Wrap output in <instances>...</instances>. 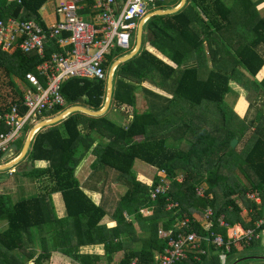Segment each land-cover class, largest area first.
<instances>
[{
  "label": "trees",
  "instance_id": "trees-1",
  "mask_svg": "<svg viewBox=\"0 0 264 264\" xmlns=\"http://www.w3.org/2000/svg\"><path fill=\"white\" fill-rule=\"evenodd\" d=\"M48 1L0 0V19H34L46 25L41 9ZM88 1L91 4L92 0ZM188 1L178 13L148 20L150 43L116 71L111 107L134 109V118L126 127L107 116L76 113L36 134L27 160L33 164L28 173L40 183L39 193L13 200L10 194L0 192V264H69L54 252L79 264H115L118 253L124 255L118 264H159L157 255L165 252L168 241L160 229H174L177 223L190 219L191 227L182 232L206 235L194 214L203 215L208 206L216 210L213 230L218 234H223L218 222L223 215L229 225L239 222L245 228H254L263 216L247 193L258 191L264 201V113L250 136L251 148L239 153L231 143L236 136L241 141L240 129L246 126L240 115L264 95V79H257L264 72L260 51L264 48V18L259 10L264 0ZM154 39L163 41L156 46L159 52L151 49ZM56 51L54 41L47 46L45 58L38 52L24 53L19 44L10 52L0 50L1 115L14 105L21 106L22 88L17 85H32L26 74L37 73L38 66ZM121 56L109 59L107 72ZM147 80L161 83L172 97L143 87ZM169 81L175 84L170 87ZM5 87L10 88L8 94L1 89ZM140 89L149 99L145 112H140ZM106 91L107 80L72 79L62 89L69 107L85 100L94 110L102 108ZM231 92L239 96L233 107L226 102ZM66 109L58 108L50 117ZM62 124L64 129L59 126ZM90 154L95 156L93 172L114 170L119 183L127 188L111 215L116 221L113 227L102 222L109 212L92 200L78 178V169ZM139 160L157 168L155 178L137 168ZM161 179L168 180L170 188L153 200L152 191ZM201 183L208 186L206 195L215 198L197 196ZM57 193L65 204L62 217L53 204ZM169 198L179 203L172 211L166 210ZM238 200L253 211L248 223ZM147 207H154L156 214L146 217L142 210ZM93 245L103 247L104 260L99 254L81 252ZM258 247L259 242L248 249L239 245L228 257L248 251L263 254L256 252ZM211 254V264H220L223 254L215 249ZM206 259L202 255L197 261L190 254L179 264H207Z\"/></svg>",
  "mask_w": 264,
  "mask_h": 264
},
{
  "label": "built area",
  "instance_id": "built-area-1",
  "mask_svg": "<svg viewBox=\"0 0 264 264\" xmlns=\"http://www.w3.org/2000/svg\"><path fill=\"white\" fill-rule=\"evenodd\" d=\"M156 1L92 0L89 4L88 0H60L56 7L59 18L53 25L46 23L45 19L46 25L34 19H0V50L3 52H10L13 46L19 44L24 53L38 52L45 58L51 41L58 46L51 59L38 66L37 73L26 74L32 85L22 88L21 106L14 105L8 113L0 114V156L17 145L29 121L33 119L37 124L40 120L35 121L36 118L58 108H68L70 104L62 93L66 82L72 79L107 80L105 66L110 57L117 56L120 49L132 48L133 31L138 30L141 19L148 12L149 3ZM22 107L25 111L21 110ZM169 188V181L161 179L152 191V199L157 200L160 195L167 194ZM206 191L207 187L201 184L196 189L197 196L212 199ZM248 197L255 202L261 199L258 191L248 194ZM178 206V202L169 198L166 210L172 211ZM215 216V208L208 206L202 221H198L206 235H185L182 230L191 227L193 221L190 219L179 222L168 233L162 232L168 241L165 252L159 255L160 264H179L189 254L200 260L199 254L211 249L227 256L239 245L248 249L264 234V213L255 222L254 228L242 230L231 227L226 216H221L218 222L229 230L228 238L213 230Z\"/></svg>",
  "mask_w": 264,
  "mask_h": 264
},
{
  "label": "rangeland",
  "instance_id": "rangeland-1",
  "mask_svg": "<svg viewBox=\"0 0 264 264\" xmlns=\"http://www.w3.org/2000/svg\"><path fill=\"white\" fill-rule=\"evenodd\" d=\"M56 2H59V0H49L46 3V5H45L46 7L42 8L41 13L43 15L46 14L47 13V9H49L50 7H53L56 4ZM174 3H175V1H172V0H157L154 3H149L148 11L152 10V9H155L157 7L166 8L167 6H171ZM261 5L262 6H260L259 8L261 9V11H263V14H264V2ZM156 20H158L157 23H159V19L156 18ZM147 25H146V28H147ZM137 34H138V30H134L133 31L132 48L129 49V50H121V49L118 50L117 56L125 55L127 53H131L132 52V50L135 48V42H136ZM177 38H178V41H182L179 37H177ZM145 41L147 43V39L144 40V44L146 45ZM162 42L163 41H161V40L154 39L152 41L151 45H150L151 49L153 51H155V52H159L158 49H156V46L159 45V43L161 45ZM110 59L112 60L113 58L111 57ZM219 63L220 62H218L217 65ZM203 76H204V74L202 73L201 77H203ZM160 79H161V77H160ZM168 83H169L168 85H170V87H171V85L175 84V82H172V81H169ZM160 84H153L151 81L147 80L146 82H143V87L149 88L150 90H152V91H154V92H156L158 94H161L163 96L172 97L171 95H169V92L164 90V88ZM17 87L18 88H20V87L24 88L25 86L22 85L21 83H19L17 85ZM1 89L3 90V92L5 94H8L7 92H8V89H10V88L5 87V88H1ZM233 93H230L226 97V102L229 105H231V106H236L235 102H236L237 99L239 100V96H237V92L236 93L233 92ZM137 96H139V99H140V105H139L140 112L147 111V109H148L147 100H149V99L147 98L146 92L143 89H140V90L137 91ZM263 98H264V96H263ZM80 103H85V102L81 101ZM258 104H259L260 109L262 108V111H260V114L262 115V113H264V102L261 101ZM69 106L70 105H68L67 107H69ZM133 113H134V109L132 107H129V106H123L121 108L112 106L110 108V110L104 116H107L109 119H111L113 121H116L117 124H118V122L125 120V119L120 120L119 118H126V121H125V124H124L125 127H126L131 122V120H133V118H134L133 117L134 116ZM254 113H256V109L255 108L252 110V114L253 115H254ZM52 115H54V113H47V114H45L43 116V118H47V117H50ZM35 121H39V118H36ZM33 125H34V121L32 119L31 121H29L27 123L25 128L22 130V136L20 137V140L17 142V146H18L19 150H21V148L23 147L24 138L27 135V134L25 135V131L28 128H31ZM59 126L62 129H64V125L63 124L59 125ZM249 138H250V135L242 136L240 138L241 141L237 142V145L235 147L237 148L239 153H243V151H246L251 146V144L249 142ZM9 161L10 160L6 161V163L9 162ZM25 161H27V159ZM86 161H88L89 166H92V163H91V162H93L92 154L88 155V157L86 158ZM19 168H20L19 166H16L13 169L0 172V192L1 193H6L8 195L10 194L12 196L13 200L19 199L22 196H27V197L28 196H35L36 194L39 193L38 184H40V183L37 182L38 180H36L35 177H33L34 174H29L28 172L23 171V170L21 171ZM137 168L141 172H143L147 177H151V176H156L157 175V168L153 167V166H151V165H149V164H147V163H145L143 161H140V160L138 161ZM87 170H88V168H87ZM93 171H92V167L88 170V172H93ZM29 172H31V171H29ZM238 174L240 175V171L239 170L236 171V175L237 176H238ZM118 175L119 174L116 171L110 170V169H106V171L101 169L99 172H97V171L93 172L92 176H91V179L89 178L90 179L89 183H87V185H85L86 187L84 188V190H88V191L89 190H95L96 188H98L101 185L102 187L101 186L100 187L102 189L99 190L100 191L99 193L103 194V199L105 198V200L107 201L108 205H110V204L112 205V208L109 209L111 212H113L114 210H112V209L115 208L118 205V201L120 200V196L124 195L125 191H127V188L124 185H121L119 183V178H117ZM179 179L182 180V176L179 177ZM242 179L244 181V184H247L246 178L242 177ZM82 180H84V179H82ZM85 182L86 181H84V183ZM201 184H203V183H201ZM247 195H248V193H247ZM92 200H93V198H92ZM53 204H54V207H55L56 212H57L58 215H60V216L61 215H65V204H64L63 198L60 195H58V194H54L53 195ZM98 205H103V204L101 203V204H98ZM244 205H246L245 202H243V206ZM143 214L145 216H150L149 213H147L146 211ZM105 218H108V217H105ZM105 220L103 222H108V224L111 225V222H109V220H106V221ZM262 245H264V241L262 242ZM90 247H92V246H85V247H83V249L90 248ZM260 247H261V244H260ZM260 247H258L259 249H257L256 252L264 253V246H263V248H260ZM83 253L87 254L86 252H83ZM101 254H102L101 257L104 260L105 259L104 255H103V253H101ZM53 255H57L60 258L65 259L69 264H79L77 262L71 261L70 259H66L63 256H60V254H58L56 252H54ZM119 255H117L115 257V264H118L119 261H120V259H119L120 257H118ZM120 256L123 257L124 256L123 253H121ZM232 259H233V257H228L227 261L230 262V260H232ZM28 264H29V262H28ZM31 264H34V261H32ZM103 264H108V262L106 261Z\"/></svg>",
  "mask_w": 264,
  "mask_h": 264
},
{
  "label": "water",
  "instance_id": "water-1",
  "mask_svg": "<svg viewBox=\"0 0 264 264\" xmlns=\"http://www.w3.org/2000/svg\"><path fill=\"white\" fill-rule=\"evenodd\" d=\"M188 0H181L177 6H169L166 8H155L152 10H149L146 15L141 19L139 28H138V34L136 36V42H135V48L132 50L131 53H127L124 56L119 57L116 59L109 71H108V79H107V91H106V97L105 102L99 110H94L90 107L76 104L59 115L53 117V118H47L43 121L38 122L33 126L31 130L26 135L25 141L23 143V148L19 152V148L17 145H13L10 147V149L1 157L0 159V172L7 171L10 169H13L16 166H19L20 170L22 171H32L33 164L31 161H25L27 159V155L29 150H31V146L34 142V138L36 134H38L41 130L49 128L51 126H56L58 124H61L63 121L68 119L71 115L76 113H84L88 116L92 117H102L104 116L112 105V98H113V92L115 87V75L118 67L121 64H124L126 62H129L130 60L136 58L141 54V52L144 49V37H145V24L148 20H150L154 16H161V15H167V14H173L178 13L184 7L187 5ZM238 142V137H234L232 140V147H235ZM17 155V156H16ZM16 156V157H15ZM15 157V158H14ZM14 158V159H13ZM10 160L6 163V161ZM256 262L264 263V254H245L242 255L228 264H252Z\"/></svg>",
  "mask_w": 264,
  "mask_h": 264
},
{
  "label": "crops",
  "instance_id": "crops-1",
  "mask_svg": "<svg viewBox=\"0 0 264 264\" xmlns=\"http://www.w3.org/2000/svg\"><path fill=\"white\" fill-rule=\"evenodd\" d=\"M172 1H175V3L174 4H172L171 6H177L178 4H179V2L181 1V0H172ZM255 1H259V0H255ZM59 2H60V0H59ZM59 2H56V4L53 6V7H50L49 9H47V13L46 14H42L43 15V17H44V19L46 20V23H48L49 25H53L56 21H57V19L59 18V16H58V14H57V11H56V7H57V5H58V3ZM46 5V4H45ZM43 6V8L44 7H46V6ZM189 5V1H188V3H187V5L186 6H188ZM185 6V7H186ZM260 6H262V5H260ZM259 6V7H260ZM184 7V8H185ZM42 10V9H41ZM259 10H260V12H261V18H264V14H263V11H261V9L259 8ZM146 25H147V22H146V24H145V37H144V40L145 39H147V43H146V41H145V43H146V45L144 44V46H147L149 43H150V41H149V39H150V37H151V35H152V32H151V30H150V27H149V24L147 25V28H146ZM260 51L264 54V48H263V46H261V48H260ZM259 81H261V80H263L264 79V72L257 78ZM153 84H157V83H153ZM25 87H27V86H25ZM231 93H233V92H231ZM234 94V93H233ZM263 96L264 95H262V97H261V95H260V97H258V98H256V100H255V104L252 106V107H250L249 108V110H248V112L246 113L245 111H244V113H242V115H240L241 116V118L243 119V121L245 122V124H246V126L245 127H241V133H242V136H247V135H250L251 137H252V133H253V131H255V128H256V124H257V121L261 118V114H259V112L260 111H262V108L260 109V107H259V102H264V98H263ZM262 99V100H261ZM84 102H85V100H84ZM105 102V101H104ZM236 102H238V99L236 100ZM236 102H235V104H236ZM78 104H81V105H84V106H87L86 105V103H80V102H78ZM229 106H231V105H229ZM87 107H89V106H87ZM233 107V106H232ZM91 108V107H90ZM256 109V113H254V115L252 114V110L253 109ZM110 110V109H109ZM120 120H123V119H125L124 121H120V122H118V125H121V126H125L124 124H125V121H126V118H119ZM236 120H238V119H236ZM114 122H116V121H114ZM129 123V122H128ZM127 125V124H126ZM241 126H242V124H241ZM249 142H250V144L252 143L251 141H250V138H249ZM253 144V143H252ZM252 146V145H251ZM93 147H95V146H93ZM251 148V147H250ZM93 156V155H92ZM95 161V156H93V162ZM93 162H91L92 164H93ZM137 164H138V162H137ZM136 164V165H137ZM92 166H89V163H88V161H85L84 163H82L81 165H80V167H79V169H78V178H79V180H80V182H81V185L83 186V188H85L86 186L85 185H87V183H89V181H90V179H91V176H92V173L93 172H88V170L91 168ZM87 168H88V170H87ZM93 171V170H92ZM143 173V172H142ZM144 174V173H143ZM156 176H151V177H149L150 179H152V178H155ZM90 178V179H89ZM82 179H84V180H82ZM84 181H86L85 183H84ZM100 182V181H99ZM204 185L207 187V189H208V186H207V184L206 183H204ZM101 186V185H100ZM98 187V188H96L95 190H85L86 191V193L89 195V196H91L92 198H93V200L97 203V205L98 204H103V206L105 207V209L109 212V214H107L105 217H108V218H104L103 219V221L106 219V220H109V222H111V225H109L108 224V222H103V223H106L109 227H113L115 224H116V221L112 218V213L113 212H111L109 209H111L112 208V205L110 204V205H108V203H107V201L105 200V198L103 199V194L102 193H99L100 191L99 190H101L102 188V186L101 187ZM124 188V187H123ZM126 192V191H125ZM58 195H60L61 196V194L60 193H57ZM54 195V194H53ZM121 196H123V195H121ZM120 196V197H121ZM208 196H210V197H212V198H215V195H213V194H209ZM62 197V196H61ZM238 202V204H240V205H242L243 206V203L241 202V201H237ZM257 205H259V209H260V211H262V213H264V201L262 200V196H261V199L259 200V201H257V202H255ZM111 206V207H110ZM110 207V208H109ZM244 207V209H243V214H242V217H244V218H247V220L245 221L246 223H248L249 221H250V214L253 212V211H248L247 209V207L244 205L243 206ZM116 208V207H115ZM115 208H113L112 210H114ZM153 208V209H152ZM147 212V213H149V215L150 216H152V215H155L156 214V210L154 209V207H147V208H144L143 210H142V212L144 213V212ZM62 216H64V215H59V217H62ZM150 216H146V217H150ZM194 216H195V218L198 220V221H202V218H203V216H204V214L203 215H201V214H199V213H195L194 214ZM224 216H226V215H224ZM226 219H227V217H226ZM105 220V221H106ZM231 227H235V228H237V229H239V230H242V229H247V228H245L241 223H239V222H235V223H233V224H231L230 225ZM221 227V226H220ZM140 228V230H141V227H139ZM221 229L223 230V236L225 237V236H227V238L229 237L228 235H229V230L227 229V228H225V229H223V227H221ZM169 230H173V228L172 229H169ZM169 230H164V228H161L160 229V235H161V233L162 232H169ZM221 234V233H220ZM162 236V235H161ZM264 241V234L262 235V237L259 239V240H257V241H255V242H259V245L261 244V248H263V246L264 245H262V242ZM81 252L83 253V252H86V253H90V254H92V253H96V254H99V255H102L101 253H103V255H104V250H103V247L100 245V246H92V247H90V248H85V249H81ZM249 252V253H248ZM248 252H246V254H251V252L250 251H248ZM56 253H58V252H56ZM54 254V253H53ZM58 254H60V256H63L61 253H58ZM121 255V253H118L117 255ZM264 254V253H263ZM116 255V256H117ZM118 256V257H120L121 258V256ZM159 253H158V255H157V260L159 259ZM202 255H206L207 256V259H206V261H205V263H207V264H211V256H212V254H211V250H208V251H206V253H204V254H201V256H200V261H201V259H202ZM213 255H216V254H213ZM242 255H245V252H242V253H240L239 255H235V256H232L233 257V259L232 260H234V259H236V258H238V257H240V256H242ZM228 256V255H227ZM64 257V256H63ZM213 257V256H212ZM66 258V257H65ZM119 258V259H120ZM189 257H187L186 259H188ZM227 258L228 257H226L225 255H223V256H221V258H220V264H228L229 262L227 261ZM66 259H68V258H66ZM232 260H230V262L232 261ZM159 262V261H158ZM160 263V262H159ZM181 263V262H180ZM29 264H31V263H29Z\"/></svg>",
  "mask_w": 264,
  "mask_h": 264
},
{
  "label": "clouds",
  "instance_id": "clouds-1",
  "mask_svg": "<svg viewBox=\"0 0 264 264\" xmlns=\"http://www.w3.org/2000/svg\"><path fill=\"white\" fill-rule=\"evenodd\" d=\"M67 109H68V108H67ZM61 113H62V112H61ZM54 117H55V116H54ZM52 118H53V117H52ZM40 121H43V120H40ZM37 123H38V122H37ZM34 125H35V124H34ZM34 125H33V126H34ZM32 128H33V127H32ZM32 128H31V129H32ZM195 220L198 222V220H197L196 218H195ZM177 224H178V223H177ZM174 226H176V225H174ZM183 233H184V232H183ZM192 233H196V232H191L190 234H192ZM184 234L187 235L186 233H184ZM188 234H189V233H188ZM197 234H198V233H197ZM203 249H206V250H207L206 246H203ZM201 254H202V253L199 254V257L201 256ZM189 255H190V254H189ZM189 255H188V257H189ZM191 255H193V256H194V259H195V255H194V254H191ZM226 257H228V256H226ZM186 260H187V259H186ZM195 260H197V259H195ZM197 261H200V260H197Z\"/></svg>",
  "mask_w": 264,
  "mask_h": 264
}]
</instances>
